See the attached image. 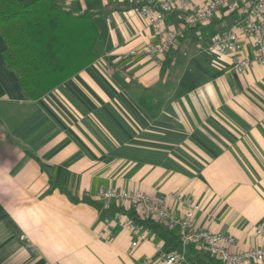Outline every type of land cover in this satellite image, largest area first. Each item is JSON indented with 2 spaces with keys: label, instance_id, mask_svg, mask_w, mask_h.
Instances as JSON below:
<instances>
[{
  "label": "crops",
  "instance_id": "1",
  "mask_svg": "<svg viewBox=\"0 0 264 264\" xmlns=\"http://www.w3.org/2000/svg\"><path fill=\"white\" fill-rule=\"evenodd\" d=\"M61 3L77 16L62 18L75 53L39 72L41 96L6 65L0 33V264H166L158 245L183 249L176 231L98 195L109 187L145 191L180 218L191 200L194 228L233 235L235 251L264 245V64L237 74L190 36L158 62L139 52L158 36L137 0ZM126 217L147 234L137 246Z\"/></svg>",
  "mask_w": 264,
  "mask_h": 264
},
{
  "label": "built area",
  "instance_id": "2",
  "mask_svg": "<svg viewBox=\"0 0 264 264\" xmlns=\"http://www.w3.org/2000/svg\"><path fill=\"white\" fill-rule=\"evenodd\" d=\"M139 5L134 14L153 26L157 40L149 42L140 53L161 61L167 52L178 45L182 38L195 31L197 51L208 56L230 59L231 68L237 74L247 71L254 62L264 64V0H137ZM171 15L174 24L166 25ZM204 27H213L212 32H203ZM251 47V51L249 50ZM138 53L133 51L132 54ZM98 195L106 202L113 199L125 200L138 215L147 220L160 222L171 231H176L183 249L165 250L157 246L156 251L166 264H193L185 248L194 245L209 253L222 264H263L264 245L235 251L232 245L236 238L204 228H194L192 221L199 205L186 200L183 218L176 216L166 205L156 202L142 190L128 191L109 187L100 189ZM127 226L137 235L132 241L137 246L146 239L140 225L131 217L125 218ZM256 233L264 239V224L256 227ZM20 238L28 242L22 233ZM31 247L30 244H27Z\"/></svg>",
  "mask_w": 264,
  "mask_h": 264
},
{
  "label": "trees",
  "instance_id": "3",
  "mask_svg": "<svg viewBox=\"0 0 264 264\" xmlns=\"http://www.w3.org/2000/svg\"><path fill=\"white\" fill-rule=\"evenodd\" d=\"M76 17L71 11L63 9L61 0H0V33L7 44L5 63L17 72L20 83L30 96L43 94L42 89H38L41 82L38 74L47 69L51 58H59L62 51L75 53V44H70L75 39L72 32L64 33L62 18ZM61 33L64 34V41L59 39ZM189 36L191 44L198 41L194 30L185 37ZM133 218L149 226L157 224L166 227L160 222L141 218L136 210L133 211Z\"/></svg>",
  "mask_w": 264,
  "mask_h": 264
},
{
  "label": "rangeland",
  "instance_id": "4",
  "mask_svg": "<svg viewBox=\"0 0 264 264\" xmlns=\"http://www.w3.org/2000/svg\"><path fill=\"white\" fill-rule=\"evenodd\" d=\"M210 30V29H209Z\"/></svg>",
  "mask_w": 264,
  "mask_h": 264
}]
</instances>
